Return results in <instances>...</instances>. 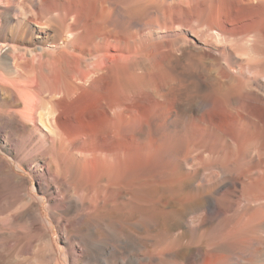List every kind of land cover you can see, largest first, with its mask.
Listing matches in <instances>:
<instances>
[{
  "label": "bare ground",
  "instance_id": "6f19581e",
  "mask_svg": "<svg viewBox=\"0 0 264 264\" xmlns=\"http://www.w3.org/2000/svg\"><path fill=\"white\" fill-rule=\"evenodd\" d=\"M54 227L69 264H264V0H0V264Z\"/></svg>",
  "mask_w": 264,
  "mask_h": 264
},
{
  "label": "rangeland",
  "instance_id": "374dc122",
  "mask_svg": "<svg viewBox=\"0 0 264 264\" xmlns=\"http://www.w3.org/2000/svg\"><path fill=\"white\" fill-rule=\"evenodd\" d=\"M15 167H16V169H18V171L20 173L24 174L26 177H31V173H30L29 170H27V169H24V170L19 169V167H17L16 163H15ZM33 183H34L35 186H37V182H36L35 179H34ZM39 197L44 201V198L41 195H39ZM44 205H46V203H44ZM54 238H55V241H56L57 248L59 249V251H61L60 258L58 259L57 264H69V261L67 260L66 255H65V253L63 251L64 250L63 249L64 243L61 240L60 233H59V231H58V229L56 227H54Z\"/></svg>",
  "mask_w": 264,
  "mask_h": 264
}]
</instances>
